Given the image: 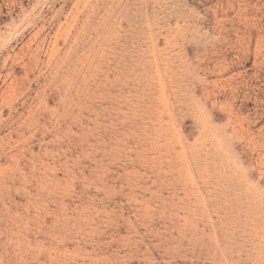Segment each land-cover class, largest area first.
Listing matches in <instances>:
<instances>
[{"label": "rangeland", "instance_id": "374dc122", "mask_svg": "<svg viewBox=\"0 0 264 264\" xmlns=\"http://www.w3.org/2000/svg\"><path fill=\"white\" fill-rule=\"evenodd\" d=\"M0 264H264V0H0Z\"/></svg>", "mask_w": 264, "mask_h": 264}]
</instances>
